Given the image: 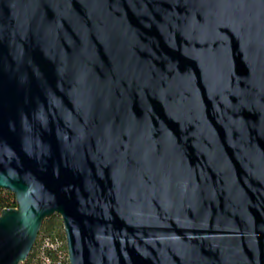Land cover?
Returning <instances> with one entry per match:
<instances>
[{
  "label": "water",
  "instance_id": "water-1",
  "mask_svg": "<svg viewBox=\"0 0 264 264\" xmlns=\"http://www.w3.org/2000/svg\"><path fill=\"white\" fill-rule=\"evenodd\" d=\"M0 189V264H264V0H0Z\"/></svg>",
  "mask_w": 264,
  "mask_h": 264
},
{
  "label": "trees",
  "instance_id": "trees-1",
  "mask_svg": "<svg viewBox=\"0 0 264 264\" xmlns=\"http://www.w3.org/2000/svg\"><path fill=\"white\" fill-rule=\"evenodd\" d=\"M11 207H16L14 195L8 190L0 189V213L2 210ZM40 229L35 245L26 258V261L21 264H69L67 244L63 241V245L59 240L58 231L64 229L61 217L58 214H54V216L46 218ZM55 239L58 240L59 248L53 250L44 246L43 241H54ZM62 245L64 246L63 248Z\"/></svg>",
  "mask_w": 264,
  "mask_h": 264
},
{
  "label": "built area",
  "instance_id": "built-area-1",
  "mask_svg": "<svg viewBox=\"0 0 264 264\" xmlns=\"http://www.w3.org/2000/svg\"><path fill=\"white\" fill-rule=\"evenodd\" d=\"M44 246L55 250V249L59 248V243H58L57 239H55L54 241L47 240V242H46V244H44Z\"/></svg>",
  "mask_w": 264,
  "mask_h": 264
},
{
  "label": "rangeland",
  "instance_id": "rangeland-1",
  "mask_svg": "<svg viewBox=\"0 0 264 264\" xmlns=\"http://www.w3.org/2000/svg\"><path fill=\"white\" fill-rule=\"evenodd\" d=\"M58 232H59V240H60V242H62L61 244L64 245V243H63V241L65 242L64 229L62 231L59 230ZM46 242H47V240L43 241V244H46ZM63 245H62V248L64 247Z\"/></svg>",
  "mask_w": 264,
  "mask_h": 264
}]
</instances>
